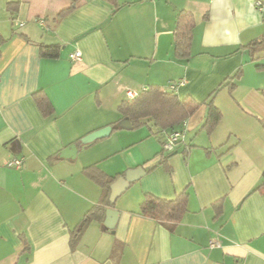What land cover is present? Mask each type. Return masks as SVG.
Masks as SVG:
<instances>
[{
    "label": "crops",
    "instance_id": "crops-1",
    "mask_svg": "<svg viewBox=\"0 0 264 264\" xmlns=\"http://www.w3.org/2000/svg\"><path fill=\"white\" fill-rule=\"evenodd\" d=\"M254 1L78 0L57 19L69 0H0V264H264V192L253 191L264 170V49L244 48L264 35ZM181 10L194 21L185 60L173 52ZM40 44L59 46V57L42 58ZM149 86L198 104L212 97L222 113L210 135L203 104L182 123L170 171L158 165L169 153L147 127L115 128L125 90ZM108 126V137L80 143ZM74 144L75 156L61 157ZM14 159L20 169L7 166ZM91 166L109 177L145 174L72 249L102 196ZM187 188V212L172 232L138 214L144 194L171 200Z\"/></svg>",
    "mask_w": 264,
    "mask_h": 264
},
{
    "label": "trees",
    "instance_id": "trees-1",
    "mask_svg": "<svg viewBox=\"0 0 264 264\" xmlns=\"http://www.w3.org/2000/svg\"><path fill=\"white\" fill-rule=\"evenodd\" d=\"M70 5L61 10L56 18L60 19L67 13H70L77 7L78 0H69ZM16 4H9L10 11H13ZM194 21L192 16L181 10L176 15L175 30L173 35V52L178 59L185 60L190 56V44L192 39V30ZM4 41H0V49ZM244 48L255 52L264 49V35L251 41ZM1 52V50H0ZM39 53L42 58L56 59L59 57V46L57 45H39ZM239 79V73L231 78V82L224 87L228 91H232ZM36 103L42 113L47 115L52 112V108L46 98H35ZM203 105L206 106V116L202 129L210 135L215 127L222 119L221 111L214 105L212 97L208 98ZM196 103L191 98L180 100L173 91H163L158 86L146 87L140 92L139 96L131 102L124 101L118 106V111L130 122L131 130H137L147 127L150 133L156 137L160 144L162 142V133L180 129L182 123L188 119L197 108L202 105ZM174 153V152H173ZM161 154L158 165L170 171L167 164L169 157ZM153 169V168H152ZM91 171L93 172L91 174ZM86 174L91 176L102 188V196L98 204L94 205L82 220V226L75 230L70 239V247L73 249L84 229V227L92 220H100L106 211V208L114 205L109 202L110 185L117 177H109L102 172L96 170L95 166L85 169ZM260 193L264 192V170L261 174V182L253 190ZM189 197L188 188L181 191L174 199L166 200L158 198L151 194H144L138 206V214L149 217L163 224L170 232H172L176 224L181 220L182 216L187 212V202ZM215 217L221 215V201L214 204Z\"/></svg>",
    "mask_w": 264,
    "mask_h": 264
},
{
    "label": "water",
    "instance_id": "water-1",
    "mask_svg": "<svg viewBox=\"0 0 264 264\" xmlns=\"http://www.w3.org/2000/svg\"><path fill=\"white\" fill-rule=\"evenodd\" d=\"M114 127L108 126L92 132L81 139V144H88L94 142L95 140L106 138L110 135ZM117 129H129L130 122L127 118L122 119L116 126ZM79 144H74L68 146L63 152H61V157L63 158H73L77 152ZM145 171L139 167L134 170L127 171L124 176L118 177L111 185H110V194H109V202L114 203L117 198L132 184L133 182L140 179L144 176Z\"/></svg>",
    "mask_w": 264,
    "mask_h": 264
},
{
    "label": "built area",
    "instance_id": "built-area-1",
    "mask_svg": "<svg viewBox=\"0 0 264 264\" xmlns=\"http://www.w3.org/2000/svg\"><path fill=\"white\" fill-rule=\"evenodd\" d=\"M254 8L260 15H264V0H255L254 1ZM37 23L41 26L44 25V23L41 20H37ZM81 58V54L79 51H74L72 54H70V59L72 61H78ZM171 89H174V86H170ZM145 88L141 89L140 91L126 89L125 90V98L128 102L133 101L136 99L140 92L143 91ZM184 124V123H183ZM185 142V129L181 128L180 130H172V131H166L162 133V142L160 144L161 150L166 153H173L176 149V147L180 144H183ZM23 165V159H14L10 162H8V167H13L16 169H20ZM221 246L219 241L216 240H210L208 242L209 248H219Z\"/></svg>",
    "mask_w": 264,
    "mask_h": 264
}]
</instances>
